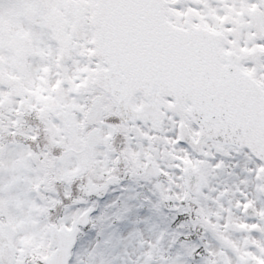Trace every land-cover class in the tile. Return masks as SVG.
<instances>
[{"label":"snow or ice","instance_id":"1","mask_svg":"<svg viewBox=\"0 0 264 264\" xmlns=\"http://www.w3.org/2000/svg\"><path fill=\"white\" fill-rule=\"evenodd\" d=\"M0 264H264V0H0Z\"/></svg>","mask_w":264,"mask_h":264},{"label":"rangeland","instance_id":"2","mask_svg":"<svg viewBox=\"0 0 264 264\" xmlns=\"http://www.w3.org/2000/svg\"><path fill=\"white\" fill-rule=\"evenodd\" d=\"M222 182H227V183H231V179L230 178H224V181H222Z\"/></svg>","mask_w":264,"mask_h":264}]
</instances>
